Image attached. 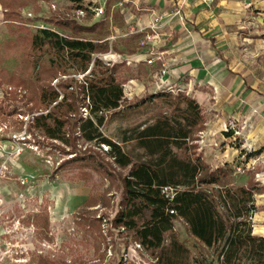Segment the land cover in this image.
Listing matches in <instances>:
<instances>
[{"label":"rangeland","instance_id":"obj_1","mask_svg":"<svg viewBox=\"0 0 264 264\" xmlns=\"http://www.w3.org/2000/svg\"><path fill=\"white\" fill-rule=\"evenodd\" d=\"M17 2V15L12 19L5 17L0 3V264H159L155 255L113 222L124 197L123 177L129 167L115 164L94 142L82 139L77 128L73 130L70 146L46 137L42 131L29 129L30 119L44 109L38 107L40 86L50 80L51 74L49 55L32 49L33 34L46 27L67 33L55 24L56 20L91 26L101 17L97 19L87 13L79 18L75 11L81 6L78 0ZM123 23V16L117 13L110 26L106 23L105 33H111L112 28ZM81 35L100 34L85 31ZM124 39L126 36L115 39L113 46L120 48V40ZM129 41V49L142 47L139 37L133 36ZM247 56L264 70L263 46L249 48ZM123 61L120 80L125 101L115 114L109 113L101 130L127 151L140 155L143 149L136 147L135 141H122L124 132L129 134L134 126L153 121L161 109L151 103L128 107L150 94L148 87L153 84L141 76L138 66L123 57L117 63ZM68 71L71 74L60 77L83 76L74 74L73 68ZM57 81L54 79L52 84ZM174 88L170 91L175 94L185 92ZM80 110L87 114L85 108ZM205 113V127L197 132L195 140L198 154L213 169L225 163L232 165L234 172L230 180L235 186L248 181L252 174L264 184V176L258 172L263 164L260 157L252 161V167L245 161L250 152L242 160L235 161V155L229 162L222 161L220 153L227 150L228 156L232 154V147L240 145V137L235 134L224 138L219 131H209V116ZM231 126L234 128L233 123ZM261 214L259 210L254 213L253 217H257L254 230L264 228ZM173 231L193 256L204 251L183 219L175 220Z\"/></svg>","mask_w":264,"mask_h":264},{"label":"trees","instance_id":"obj_2","mask_svg":"<svg viewBox=\"0 0 264 264\" xmlns=\"http://www.w3.org/2000/svg\"><path fill=\"white\" fill-rule=\"evenodd\" d=\"M0 3L5 17H16L17 0ZM55 24L68 32L46 27L31 40L34 51L49 55L51 74L40 86L38 107L44 109L30 119L29 129L70 146L77 128L82 139L94 142L115 164L129 167L113 222L155 255L159 264H264V236L255 233L253 221L256 196L264 192V184L252 174L245 185L235 186L230 180L232 165L213 169L198 154L196 135L207 118L198 99L165 87L135 100L128 107L151 103L161 111L153 121L124 132L123 142L135 141L143 149L140 155L132 154L101 130L126 96L120 80L125 61L109 66L99 56L110 49L106 21L91 26L63 20ZM85 31L99 32L100 37L82 36ZM70 68L82 78L60 77L71 74ZM54 79L57 84H52ZM234 133L225 131L227 137ZM178 218L203 245L200 256H193L174 235Z\"/></svg>","mask_w":264,"mask_h":264},{"label":"crops","instance_id":"obj_3","mask_svg":"<svg viewBox=\"0 0 264 264\" xmlns=\"http://www.w3.org/2000/svg\"><path fill=\"white\" fill-rule=\"evenodd\" d=\"M154 12L165 16L156 50L165 52L168 70L158 77L155 73L161 60L148 64L145 58L151 54L146 46L129 49V38L139 37L141 42L151 31L148 26ZM117 13L124 23L110 27L106 39L123 59L138 66L141 76L151 80L153 86L148 90L184 87L207 112L208 130L219 131L222 137L226 136V124L233 123L240 148L232 147L229 156L227 150L221 152L222 161L229 162L235 155V161L242 160L250 152L247 165L252 167V161L260 157L263 164L258 172L264 176V70L247 56L249 48L264 47V0H108L105 16L98 21L110 26ZM112 34H116L115 39L126 36L118 49L113 46L115 39H109ZM246 183L247 179L242 184ZM256 202L263 213L259 217L264 219V192L257 194ZM253 219L257 221V217ZM254 231L264 236V228Z\"/></svg>","mask_w":264,"mask_h":264},{"label":"built area","instance_id":"obj_4","mask_svg":"<svg viewBox=\"0 0 264 264\" xmlns=\"http://www.w3.org/2000/svg\"><path fill=\"white\" fill-rule=\"evenodd\" d=\"M78 2H79V4H81V6L77 7L75 9V11H76V14L79 18L85 16L87 13H92L95 17L105 16L106 3L108 2V0H89L88 2H84V0H78ZM164 19H165V16L163 13L154 12L153 16H152V22L148 26L151 29V31L146 33L142 37L141 42H140L142 46H146L149 49V52L151 54L150 57L145 58V61L148 64H154L156 60L162 61L160 68L155 73L156 77L164 75L168 70L167 64H166L164 57H163L165 52L156 50V45L159 42L158 41L159 32H160V29L162 28ZM131 29H134V28H131ZM131 31H134V30H131ZM116 37H117L116 34H112V35H110L109 39L113 40ZM99 56L102 59H104L106 64H108L110 66L119 62V60L121 58V54L115 52L114 49L111 47L107 52L100 53ZM160 83L162 84L161 79H160ZM169 88L171 90H175L174 87H169ZM176 88H178V90H185L184 88H182V86H178ZM230 129H233L231 126V123H227L224 131H228ZM236 133L237 132H235V134Z\"/></svg>","mask_w":264,"mask_h":264}]
</instances>
